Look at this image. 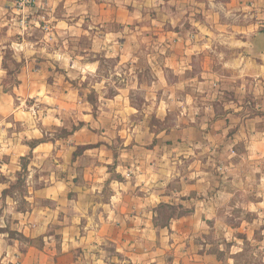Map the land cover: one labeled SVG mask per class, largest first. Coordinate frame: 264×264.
I'll list each match as a JSON object with an SVG mask.
<instances>
[{
	"label": "rangeland",
	"instance_id": "obj_1",
	"mask_svg": "<svg viewBox=\"0 0 264 264\" xmlns=\"http://www.w3.org/2000/svg\"><path fill=\"white\" fill-rule=\"evenodd\" d=\"M125 5L120 19L96 23L104 31L97 28L94 34L99 44L110 30L109 43L122 47L88 53L86 63L97 65L93 70L25 66L19 45L29 29L16 28L15 47L0 36V93L16 111L1 134L32 149L13 163L0 153V172L11 166L9 178L0 175L1 214L11 206L28 210L30 192L54 181L47 174L57 170V162L34 154L38 142L53 143L62 152L56 157L64 172L71 171L88 146L71 153L70 140L90 120L101 124L95 134L104 126L115 158L129 147L123 140L139 134L138 154L170 177L153 182L165 191L157 218L186 221L182 235L207 264H264V0H128ZM43 15L52 30L37 24L32 38L46 50L76 51L91 42L57 34L51 14ZM119 90L118 101L107 100ZM176 126L197 129L186 140L174 135L176 141H169L165 133ZM13 220L10 236L33 243ZM36 244L41 245L38 239Z\"/></svg>",
	"mask_w": 264,
	"mask_h": 264
},
{
	"label": "crops",
	"instance_id": "obj_2",
	"mask_svg": "<svg viewBox=\"0 0 264 264\" xmlns=\"http://www.w3.org/2000/svg\"><path fill=\"white\" fill-rule=\"evenodd\" d=\"M127 1L42 0L41 12L51 14L57 34L69 39L86 37L91 42L85 48L76 47V51L67 46V49L52 47L47 51L42 42L32 38V31L38 23L31 22L28 27H23L29 30L19 45L22 46L25 66L50 63L95 69V62L87 64L85 61V57L91 55L88 53L111 52L122 47L109 43L110 30L106 33L107 38L105 36L108 42L102 40L103 44H99L94 36L100 29L96 23L106 26V21L120 19L127 13ZM19 21L13 1L0 0V36H6L7 44L10 42L13 47L16 43L11 36L16 28L22 30ZM47 52L52 53L46 56ZM21 81L27 83V77ZM121 92L119 90L113 99L107 100L118 101ZM15 112L10 98L1 92L0 153H6L4 160L10 163L32 151L26 141L1 134L9 130V118ZM100 126V123L94 124L89 120L73 133L71 153L79 145L88 148L78 157L72 170L66 173L64 165L56 157L62 152L53 143L42 142L33 149L34 154L38 152L41 157H53L57 162V170L47 174V178L54 181L30 192L28 200L32 204L28 210L16 212L11 206L1 214L0 209V264H207L204 255L194 253L191 242H186L182 235L186 221L171 218L161 223L157 218V210L165 202V191L154 187L153 182L167 181L170 177L155 169L156 161L138 154L139 149H143L138 145L141 143L139 134L135 138L126 137L123 144L129 147L122 149L119 157L115 158L111 153L113 142L105 137L104 126L98 131L100 134L94 133ZM195 129L197 127L176 126L165 134L169 141H176L174 135L186 140ZM52 145L55 150H52ZM48 152L49 155L44 154ZM6 166L8 169L2 170L0 175L9 178L11 166ZM2 189L0 186V192ZM11 219L17 221L19 231L29 240L33 239V243L25 244L10 236Z\"/></svg>",
	"mask_w": 264,
	"mask_h": 264
},
{
	"label": "built area",
	"instance_id": "obj_3",
	"mask_svg": "<svg viewBox=\"0 0 264 264\" xmlns=\"http://www.w3.org/2000/svg\"><path fill=\"white\" fill-rule=\"evenodd\" d=\"M13 9L20 17V26L28 27L29 24L34 22L38 23L42 29L47 32H51L52 25L46 16L43 15L41 10L43 9L42 0H12Z\"/></svg>",
	"mask_w": 264,
	"mask_h": 264
},
{
	"label": "trees",
	"instance_id": "obj_4",
	"mask_svg": "<svg viewBox=\"0 0 264 264\" xmlns=\"http://www.w3.org/2000/svg\"><path fill=\"white\" fill-rule=\"evenodd\" d=\"M40 142H38V144H39ZM37 144V143H36Z\"/></svg>",
	"mask_w": 264,
	"mask_h": 264
}]
</instances>
